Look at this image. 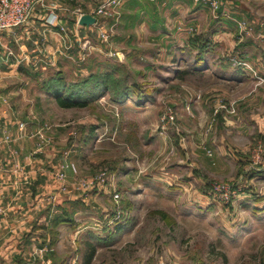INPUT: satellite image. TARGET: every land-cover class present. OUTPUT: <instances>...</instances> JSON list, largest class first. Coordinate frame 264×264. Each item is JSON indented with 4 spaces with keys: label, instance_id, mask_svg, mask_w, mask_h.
<instances>
[{
    "label": "rangeland",
    "instance_id": "rangeland-1",
    "mask_svg": "<svg viewBox=\"0 0 264 264\" xmlns=\"http://www.w3.org/2000/svg\"><path fill=\"white\" fill-rule=\"evenodd\" d=\"M66 1L57 2L60 19L74 17ZM68 1L93 12L104 0ZM198 2V25L178 29L176 46L162 45V56L178 62L147 59L141 50L125 61L97 29L95 47L74 56L82 63L62 48L44 75L34 74L31 61L19 64L22 74L0 73V94L11 98L0 113L29 114L38 103L34 109L49 118V158L56 182L67 187L49 210L67 220L66 246L75 228L80 242L92 234L114 240L98 247L94 264H264V169L257 172L264 151L254 162L264 149V0ZM116 11L99 21L112 25ZM48 12L30 21L44 22ZM108 62L120 71L108 79L110 93L88 107L62 108L50 93L39 105L36 82L59 74L71 83ZM125 76L129 98L114 101ZM76 182L87 186L76 190Z\"/></svg>",
    "mask_w": 264,
    "mask_h": 264
},
{
    "label": "crops",
    "instance_id": "crops-1",
    "mask_svg": "<svg viewBox=\"0 0 264 264\" xmlns=\"http://www.w3.org/2000/svg\"><path fill=\"white\" fill-rule=\"evenodd\" d=\"M52 2L57 3L59 0H49V3ZM117 2V11L110 20L115 28L109 44L111 50L121 49L125 61L129 60L131 51L141 50L140 55L147 59L164 57L167 62H178L172 55L166 58L167 53L162 56V45L174 46L182 37L178 29L198 25L201 8L198 0ZM72 3L74 4L68 0L63 3V7L74 15L59 21L60 25L67 28L65 34L59 31L58 25L48 26L45 21L39 20H32L13 31L0 33L2 76L14 75L15 72L22 74L19 64L30 61L34 74L44 75L49 68V61L52 62L64 52L62 48L68 50L69 56L65 53L67 59L82 63L80 56L78 59L75 57L83 52L82 47L88 40L91 42V37L97 33V27L78 23L75 12L78 4ZM156 46L158 48L155 54L144 53ZM171 48L172 46L169 49ZM100 53L98 50L94 55L98 56ZM81 65H86V62ZM96 66L94 63L93 67ZM75 75H82V72L75 71ZM42 83L36 82L43 93L41 98H37L39 105L44 97H49ZM8 99L11 98H3V94H0V104L6 105ZM37 105L38 103H32L29 114H16L13 108H10L12 112L7 113L6 110L0 113V264H84L87 239L83 238L80 242L81 230L75 228L69 235L71 245L67 247L64 242L67 236L61 227L66 221H55L63 217V214L61 211L49 210L50 200L60 190L55 180L58 167L55 166L54 159L49 158V137L52 138L49 133V118L34 109L38 108ZM262 120L260 125L263 127L264 119ZM40 142L43 143V148L37 151V144ZM263 169L260 168L257 172ZM67 173L71 176L70 169ZM74 189L81 190L77 186ZM94 261L95 258L91 264Z\"/></svg>",
    "mask_w": 264,
    "mask_h": 264
},
{
    "label": "trees",
    "instance_id": "trees-1",
    "mask_svg": "<svg viewBox=\"0 0 264 264\" xmlns=\"http://www.w3.org/2000/svg\"><path fill=\"white\" fill-rule=\"evenodd\" d=\"M76 5V3L74 2ZM112 62V61H111ZM108 62L109 65H105V70L92 71L87 78H81L78 81H73L68 83L63 77H60L59 74L51 75L47 77L42 83L43 89L46 93L50 95L57 101V103L62 108H85L88 107L93 101L97 100L104 94L110 93V86L108 79L112 74H117L120 69L119 64ZM104 63H101L100 69ZM187 70H184L183 73H186ZM125 85L120 91L118 97L113 95L112 98L114 101L123 100L129 98V82L128 76L124 78ZM127 96V97H126ZM94 128L90 130L91 136L94 137ZM73 137H70L69 142L72 144L74 141ZM86 142V136H85ZM57 223L67 222L64 217H59L56 219ZM110 237H103L92 234L90 240L85 242V255H84V264H91L94 258L97 255L98 247L104 245V242L113 243L114 240H109ZM108 246V245H107Z\"/></svg>",
    "mask_w": 264,
    "mask_h": 264
},
{
    "label": "built area",
    "instance_id": "built-area-1",
    "mask_svg": "<svg viewBox=\"0 0 264 264\" xmlns=\"http://www.w3.org/2000/svg\"><path fill=\"white\" fill-rule=\"evenodd\" d=\"M118 2L117 0H104L100 5L97 6L95 11L93 12H84L81 7L76 8L75 12L77 14V22L79 23V20L81 16L85 13H90L93 16L96 17V22L94 26L98 29V36L103 41H108L113 33H114V25L107 26L105 21H99V17H106L108 15H111V11L113 8L117 6ZM57 3L52 2L47 4L46 0H0V33L6 32V31H13L18 27H21L22 25H25L27 22L31 20L33 15L37 13L41 9H46V7L49 9V12L47 14V17L45 19V23L48 26H60L59 21L60 17L57 13ZM60 32L65 34L67 32V28L65 26H60ZM90 41L88 40L86 44L83 45L82 50L83 54L86 51L85 48L90 46ZM110 56L114 57L117 55V53L111 51ZM85 57L83 56V59ZM41 137L44 138L41 134ZM43 148V143L37 144V151H40ZM264 151L263 147L261 145L258 146L257 153L255 154L254 162L260 163L261 162V153ZM68 153V152H67ZM74 167V165H73ZM75 170V169H74ZM57 174L59 176V180L61 182H64L65 180V172L62 170L61 172H58ZM105 174H102V177L100 178L102 181L105 180ZM81 182V181H80ZM80 182L76 183L77 188H83L86 187L87 184H81ZM93 183V182H90ZM60 190H67L66 185L62 184V186H59ZM116 197L118 195L116 194ZM0 212L2 210L0 209Z\"/></svg>",
    "mask_w": 264,
    "mask_h": 264
},
{
    "label": "water",
    "instance_id": "water-1",
    "mask_svg": "<svg viewBox=\"0 0 264 264\" xmlns=\"http://www.w3.org/2000/svg\"><path fill=\"white\" fill-rule=\"evenodd\" d=\"M96 22V17L90 13H85L81 16L79 23L84 26H92Z\"/></svg>",
    "mask_w": 264,
    "mask_h": 264
}]
</instances>
